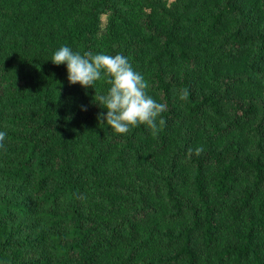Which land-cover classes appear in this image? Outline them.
Listing matches in <instances>:
<instances>
[{
    "label": "trees",
    "instance_id": "obj_1",
    "mask_svg": "<svg viewBox=\"0 0 264 264\" xmlns=\"http://www.w3.org/2000/svg\"><path fill=\"white\" fill-rule=\"evenodd\" d=\"M242 1L135 0L138 36L125 40L129 8L117 0H2L0 264H264V97L234 94L264 89V32ZM63 45L143 58L166 105L156 130L102 123L103 80L69 109L65 66L50 61ZM246 51L243 73H207L214 88H199L201 59ZM205 115L222 143L188 152L180 128Z\"/></svg>",
    "mask_w": 264,
    "mask_h": 264
},
{
    "label": "clouds",
    "instance_id": "obj_2",
    "mask_svg": "<svg viewBox=\"0 0 264 264\" xmlns=\"http://www.w3.org/2000/svg\"><path fill=\"white\" fill-rule=\"evenodd\" d=\"M54 65L63 64L70 85H79L87 90L94 89L97 81L103 80L108 87L96 97V103L103 112L98 118L115 133H127L130 128L144 125L152 130L157 128V119L165 110L164 103L157 102L147 93L148 83L136 71L127 56L103 52L92 53L74 51L63 45L52 55ZM159 123H163L160 119ZM7 133L0 130V147Z\"/></svg>",
    "mask_w": 264,
    "mask_h": 264
},
{
    "label": "rangeland",
    "instance_id": "obj_3",
    "mask_svg": "<svg viewBox=\"0 0 264 264\" xmlns=\"http://www.w3.org/2000/svg\"><path fill=\"white\" fill-rule=\"evenodd\" d=\"M168 3H173L174 0H166ZM117 2L121 3H125L129 10L126 13H122L123 16H125L126 18H130V20L128 21V24L126 26V29L124 30H119V34L123 35L124 34V38L125 40L129 37V36H138V32L137 29L133 23V18H135V16L137 15V9L138 7L135 5H133V3L135 2V0H117ZM2 3V0H0V5ZM241 7L243 12L246 14H248V16H250L253 19H257V24L256 26L253 28V32H264V16L261 14V11L259 10V0H243L241 2ZM132 8V9H130ZM11 12L8 11L7 9H0V23H5L10 17H11ZM101 21H100V26H99V30L97 32V37H96V41L97 43H105L104 41V35L107 33L108 30V18L109 15L105 14V15H101ZM233 23V22H232ZM231 23V24H232ZM229 24V25H231ZM229 25L227 24L224 31L229 29ZM100 48V46H98ZM110 54V53H109ZM250 58V51H246L243 52L241 55H238L236 57L233 58V60L231 62H217L215 60V57L213 60L208 59L207 61L204 59H201L196 68L194 69V73L198 78L204 77L207 73H212L213 76H215L218 79L221 78H233L238 76L239 74L243 73L246 70V67L248 65V60ZM131 63V65L133 66V68L140 72L145 80L148 83V88H147V93L149 95H152V92L150 91V83L148 80V71L145 67V60L143 61V58L140 59L139 64L134 65L131 61H129ZM179 73V71H178ZM8 76H6L7 78ZM214 88V86H210V84H205L203 83L202 78L200 79V83H199V88L203 91H206L207 89ZM80 86L77 85H69V94H70V98L67 99V105L69 109H72V111L74 112V108L72 106V101H75L78 105H79V100L76 96V92L79 91ZM234 94L238 97H264V89H259L256 92H251V93H246L243 91H238L234 89ZM86 102H89V99L86 100ZM81 110L80 106L79 109ZM207 116L205 115L202 119L197 120V122L195 123H191L192 125L189 124H183L180 128V131H182V133L184 134V138H183V143L188 147V152L192 151V152H200V151H204L206 149L209 148H214L215 146H219L222 143L223 139H212L209 137V133L205 130L204 125L207 121ZM99 124V122H96L95 125ZM96 134V128L95 131L92 132L91 130L88 131V134ZM187 143H185V141H187ZM244 145L246 146V143H244Z\"/></svg>",
    "mask_w": 264,
    "mask_h": 264
}]
</instances>
